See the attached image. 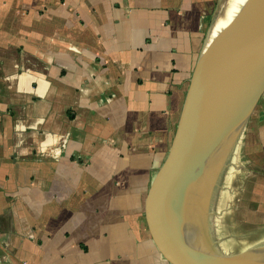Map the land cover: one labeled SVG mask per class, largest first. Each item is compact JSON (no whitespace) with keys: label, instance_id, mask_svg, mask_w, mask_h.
I'll list each match as a JSON object with an SVG mask.
<instances>
[{"label":"crops","instance_id":"1","mask_svg":"<svg viewBox=\"0 0 264 264\" xmlns=\"http://www.w3.org/2000/svg\"><path fill=\"white\" fill-rule=\"evenodd\" d=\"M188 10L0 0V264H172L144 196L190 71ZM252 114L264 157V88Z\"/></svg>","mask_w":264,"mask_h":264},{"label":"water","instance_id":"2","mask_svg":"<svg viewBox=\"0 0 264 264\" xmlns=\"http://www.w3.org/2000/svg\"><path fill=\"white\" fill-rule=\"evenodd\" d=\"M208 29L144 198L145 222L172 264H264V238L239 248L216 229L224 170L264 88V0H243L206 40Z\"/></svg>","mask_w":264,"mask_h":264},{"label":"rangeland","instance_id":"3","mask_svg":"<svg viewBox=\"0 0 264 264\" xmlns=\"http://www.w3.org/2000/svg\"><path fill=\"white\" fill-rule=\"evenodd\" d=\"M218 1L178 0V6H186L190 9V13L189 10L187 11L188 22L196 35L191 51L190 71L183 86V98L178 108V115L201 44L216 15ZM179 15L184 19L181 14ZM252 117L253 114L247 119L231 151L229 163L218 189L219 203L223 209L217 216V233H220L226 245L239 248L264 238V157L256 149V143H244L246 129L251 124Z\"/></svg>","mask_w":264,"mask_h":264},{"label":"bare ground","instance_id":"4","mask_svg":"<svg viewBox=\"0 0 264 264\" xmlns=\"http://www.w3.org/2000/svg\"><path fill=\"white\" fill-rule=\"evenodd\" d=\"M243 0H219L216 7V15L208 29L206 40L213 35L219 28L226 24L227 20L240 9ZM207 189V188H206ZM203 202H206L207 196H202Z\"/></svg>","mask_w":264,"mask_h":264}]
</instances>
